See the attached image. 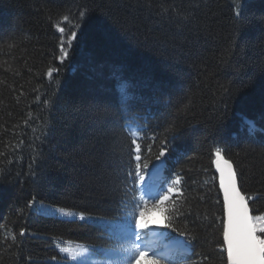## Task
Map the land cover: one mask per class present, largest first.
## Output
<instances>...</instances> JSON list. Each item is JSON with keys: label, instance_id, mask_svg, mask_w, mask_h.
<instances>
[{"label": "trees", "instance_id": "16d2710c", "mask_svg": "<svg viewBox=\"0 0 264 264\" xmlns=\"http://www.w3.org/2000/svg\"><path fill=\"white\" fill-rule=\"evenodd\" d=\"M162 2L189 20L165 19L132 0H0V264H57L52 256L73 264L57 242L85 244L99 264H123L126 213L139 195H125V186L135 187L127 178L135 164L128 121L142 129V160L158 154L169 122L181 128L158 184L167 190L182 177L177 226L196 238L178 264H227L217 146L246 197L259 193L249 200L254 217L264 215V0H247L234 50L233 0ZM85 3L92 11L75 29ZM57 24L65 38L77 31L63 62ZM49 68L58 71L49 76ZM33 196L91 218L43 215L26 207ZM146 219L166 223L155 209Z\"/></svg>", "mask_w": 264, "mask_h": 264}, {"label": "snow or ice", "instance_id": "6c2138e0", "mask_svg": "<svg viewBox=\"0 0 264 264\" xmlns=\"http://www.w3.org/2000/svg\"><path fill=\"white\" fill-rule=\"evenodd\" d=\"M132 3L148 12H152L154 8H159L156 13L165 19H177L179 18L182 22H187L189 17L183 14L177 13L175 8L169 11L168 7H165L162 0H132ZM247 0H233L234 4V20L236 23V30L233 35L231 42V49L239 47V36L243 28V22L246 19L242 16L243 7L246 5ZM90 9L85 3L79 9L78 20L81 23H76L72 27L80 29L82 22L90 15ZM175 13V15H173ZM63 21H68L69 16L63 15L61 17ZM59 32L62 34L60 38V56L58 57L63 62L68 57V50L72 46V42L77 39V31H71V34L65 38L63 35L65 29L56 25ZM179 27V25H178ZM233 51H229L228 55H233ZM57 69L49 68L47 74L52 75ZM121 91L124 89L121 87ZM224 93L231 95V89L224 88ZM44 103L50 104L51 101L45 100ZM189 103H191L189 101ZM188 109V105H184L178 111H185ZM103 111V110H101ZM249 125L250 133L255 130L254 122L246 121ZM127 128L132 138V144L135 145V164L133 169L127 172V178L134 184V188L125 186V195L131 191L139 193L138 197L134 194L132 200L134 202L133 210L126 213L128 217L127 226L129 229V244L123 248V264H178L179 259L183 255L187 246L190 245L191 241L196 237L193 233L187 229V225L183 228L177 226V219L182 217L184 213L180 211L181 205L177 204V200H181L183 197L182 190L178 187L181 183L182 177L176 175L171 181L167 190L161 188L155 195L151 194V189L147 188L146 185L152 179L153 173L149 169V164L155 161H160V164H153V168L163 169L164 162L161 160L165 157V154L169 151L170 140L179 138L182 134L181 128L177 125L175 120L169 122L168 127L164 129V133L160 134L163 136L160 139L158 154H155L152 158L142 160L140 155L141 146L137 143V139H142L140 132L142 129L134 126L133 121L127 122ZM155 144L157 136L154 134L150 137ZM153 144L147 146V152L152 153ZM224 149L217 146L214 149V164L215 168L219 173V187L223 192V209L225 213V219L223 221V242L221 248L226 251L227 264H264V235H258L257 232L264 233V215L253 217L250 214V208L248 201L258 198L259 193L255 195H249L246 197L244 193L240 191L237 180V170L231 159L225 158L223 155ZM2 171V170H0ZM34 175V173H33ZM147 177V179H146ZM207 183V181L205 182ZM162 193V194H161ZM159 197L158 199L156 197ZM175 196L176 199L172 197ZM150 200H155V203L151 205V209H155L164 214L165 224L152 225L146 219V213L150 211L148 205ZM39 204L40 207L35 210L43 215H56L60 214L63 216L75 217L83 221L90 219L85 213L79 214L74 213L64 208H53L43 205L42 202L37 201L36 197L33 196L28 201L26 207L35 208ZM167 205V206H166ZM155 228L170 229L172 232H176L184 240H177L178 247L173 248L168 245L156 246L149 244L144 240L145 230H154ZM26 229L21 228L19 235L24 236ZM160 236L166 235L165 233H158ZM13 241L16 239L15 234H12ZM57 247L60 253H67L68 256L64 259H68L77 264H82L83 259L89 254V248L84 245H77L75 248L71 246L61 247L60 243L57 242ZM151 253V255L149 254ZM32 258L28 257L30 261ZM52 261H56L59 264L57 256L50 258Z\"/></svg>", "mask_w": 264, "mask_h": 264}, {"label": "rangeland", "instance_id": "374dc122", "mask_svg": "<svg viewBox=\"0 0 264 264\" xmlns=\"http://www.w3.org/2000/svg\"><path fill=\"white\" fill-rule=\"evenodd\" d=\"M40 202H41V201H40ZM42 203H43V205H45V206H49V207H53V208H64V209H66V210H70V211H72V212H74V213H77V214L81 213V212H78V211L73 210V209H69V208L61 207V206H59V205L49 204V203H45V202H42ZM39 207H40L39 204H37V205L35 206V208H39ZM56 216L63 217V218H67V219H79V218H78V215L75 216V217H70V216H63V215H60V214H56ZM144 240H145L146 242H148L149 244H151V242L147 241L146 238H144ZM77 245H84V246H86L85 244H83V243H78V242H69V243H66V244H61L60 246H61V247L71 246V247L75 248ZM86 247H87V246H86ZM62 254H64L65 256H68L67 253H62ZM69 261H70V260H69ZM70 262H72L73 264H77V262H73V261H70ZM99 263H101V260L95 255V253H94L91 249H89V254L83 259L82 264H99Z\"/></svg>", "mask_w": 264, "mask_h": 264}, {"label": "water", "instance_id": "95a60500", "mask_svg": "<svg viewBox=\"0 0 264 264\" xmlns=\"http://www.w3.org/2000/svg\"><path fill=\"white\" fill-rule=\"evenodd\" d=\"M226 158V157H225ZM161 160L164 162V166H165V160H164V158L162 157L161 158ZM161 162L160 161H154V164H160ZM214 167H215V164H214ZM164 168V167H163ZM155 169V172H161L163 169H156V168H154ZM215 170H216V168H215ZM216 172H217V175H218V182H219V173H218V171L216 170ZM237 180H238V187L240 188V191L242 192V193H244L243 191H242V189H241V186H240V181H239V176H238V173H237ZM221 190V189H220ZM221 192H222V190H221ZM245 194V193H244ZM222 196H223V192H222ZM248 203H249V208H250V214L253 216V212H252V209H251V206H250V202L248 201Z\"/></svg>", "mask_w": 264, "mask_h": 264}]
</instances>
